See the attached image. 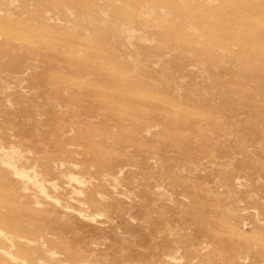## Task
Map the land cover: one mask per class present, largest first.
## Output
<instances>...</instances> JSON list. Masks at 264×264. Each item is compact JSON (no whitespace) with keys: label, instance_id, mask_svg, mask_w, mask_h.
I'll return each mask as SVG.
<instances>
[{"label":"rangeland","instance_id":"374dc122","mask_svg":"<svg viewBox=\"0 0 264 264\" xmlns=\"http://www.w3.org/2000/svg\"><path fill=\"white\" fill-rule=\"evenodd\" d=\"M0 264H264V0H0Z\"/></svg>","mask_w":264,"mask_h":264}]
</instances>
